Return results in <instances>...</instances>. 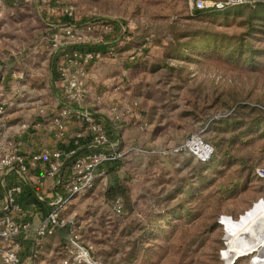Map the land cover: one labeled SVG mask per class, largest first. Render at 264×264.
<instances>
[{
    "label": "rangeland",
    "instance_id": "rangeland-1",
    "mask_svg": "<svg viewBox=\"0 0 264 264\" xmlns=\"http://www.w3.org/2000/svg\"><path fill=\"white\" fill-rule=\"evenodd\" d=\"M51 2L72 5L78 22L123 28L115 38L132 37L95 65L90 87L105 111L130 102L137 110L117 124L133 130L135 145L107 172L116 176L70 201L72 222L44 239L39 260L62 264L75 227L104 264H228L226 224L240 225L264 203L256 172L264 168V0L200 14L185 0H0V76L31 73L24 90L45 97L51 31L38 7ZM143 120L148 127L139 132ZM193 134L213 146L209 164L161 154ZM115 198L123 203L119 216ZM258 253L230 264H249Z\"/></svg>",
    "mask_w": 264,
    "mask_h": 264
},
{
    "label": "built area",
    "instance_id": "built-area-1",
    "mask_svg": "<svg viewBox=\"0 0 264 264\" xmlns=\"http://www.w3.org/2000/svg\"><path fill=\"white\" fill-rule=\"evenodd\" d=\"M191 10H205L209 7L222 9L227 6L243 5L249 0H227L211 3L204 0H185ZM38 12L50 27L48 45L52 52L50 75L53 90L59 95L60 108L52 119L56 128L55 136H64L65 124L70 118L76 119L80 129L74 138V149L67 154L59 150L42 148L37 153L24 154L19 151L18 137L33 126L36 113H43L38 107L37 93L33 89L25 91V83L32 80V74L24 71H5L0 76V259L2 264H23L19 256L20 239L33 237L34 250L25 264L39 263L44 239L52 236L59 228L71 223L65 217L70 201L77 196H84L95 187L96 179L101 175L99 169L106 162H120L124 153L117 149L116 141H111L107 125H117L128 115L137 110V104L127 106L112 103L104 118L98 117L86 104L91 94L92 70L104 60L112 59L120 44L130 42L132 37L123 39L114 37L115 31L124 29L103 21L78 22L75 8L58 2L41 3ZM90 46L91 48H81ZM94 47V48H92ZM1 72V67H0ZM31 78V79H30ZM93 97L101 102L102 95L95 91ZM32 105L26 111L24 106ZM34 116V115H33ZM147 126L143 120L138 128L143 131ZM85 140L81 146L82 140ZM213 146L200 134H193L178 144L161 150L163 156L174 157L187 154L198 164L211 162L214 156ZM38 169V170H37ZM264 179V168L256 170ZM13 175L17 182L8 184V177ZM52 181L53 192L50 196L34 193L35 209L38 205L47 208L45 215L32 225L28 213L19 203L18 198L25 189L43 187ZM112 209L116 215L123 214L121 199L115 198ZM68 256L62 264H104L95 260L82 246L80 232L70 227L68 232Z\"/></svg>",
    "mask_w": 264,
    "mask_h": 264
},
{
    "label": "crops",
    "instance_id": "crops-1",
    "mask_svg": "<svg viewBox=\"0 0 264 264\" xmlns=\"http://www.w3.org/2000/svg\"><path fill=\"white\" fill-rule=\"evenodd\" d=\"M48 81L50 82V90L47 95L48 97H45V95L37 97L38 102H40V105L38 107L43 111V113H36V110L32 111L35 118H33V126L23 132L18 137V147L19 151L24 154L29 153H37L42 148H48L53 150H59L63 154H67L68 152L72 151L74 149V138L75 135L81 131L80 124L76 119L70 118L67 120L65 124V132L64 136L61 138H57L55 136L56 134V128L52 124V119L56 116L60 105L57 93L53 90V84L52 79L50 75L49 70V77ZM42 82H44L42 80ZM40 84V83H39ZM95 91H91V94L86 98L85 104L90 110H94L98 115V117L104 118L107 115V110L105 111L103 109V96L101 102H96L93 93ZM38 94V92H36ZM102 95V94H101ZM91 99L89 102L88 99ZM127 119L129 117H126ZM126 119V120H127ZM121 123V122H120ZM127 126H130V124H127ZM148 125L144 128L143 131H140L137 127L136 130L139 132H144L147 130ZM107 130L109 134V138L111 141H116L117 143V149L122 151L124 153L127 148L132 147L135 145V137L132 135V129L125 127L123 129H119V126L117 125H107ZM165 142H168L167 139H165ZM181 139L177 138L175 142H180ZM85 140L83 139L81 142V146L84 144ZM121 162V161H120ZM120 162H106L104 163L101 168L99 169L100 176L96 179L95 187L100 184H106V181L113 179V176H116V174H108L107 172L114 168V166H117ZM38 170V169H37ZM118 174V173H117ZM17 182V179L11 175L8 177V184H15ZM94 187V188H95ZM40 192L43 195L50 196L53 192V183L52 181H47L43 187L28 190L25 189L24 193L18 198L19 203L24 207L25 211L28 213V218L31 220L32 225H37L39 220L45 215L47 212L46 207L37 206L35 209L31 206L35 203V197L34 193ZM72 222V221H71ZM19 245V256L21 259V262L23 264L27 263L30 260V255L32 251L34 250L33 246V237L32 235L28 239H20ZM44 246V244H43ZM42 246V248H43ZM42 250V249H41ZM41 254V253H40ZM39 254V256H40ZM39 263L48 264L46 261H40L39 258L37 260Z\"/></svg>",
    "mask_w": 264,
    "mask_h": 264
},
{
    "label": "bare ground",
    "instance_id": "bare-ground-1",
    "mask_svg": "<svg viewBox=\"0 0 264 264\" xmlns=\"http://www.w3.org/2000/svg\"><path fill=\"white\" fill-rule=\"evenodd\" d=\"M230 236L228 264L236 257L259 251L249 264H264V203H261L240 225L226 224Z\"/></svg>",
    "mask_w": 264,
    "mask_h": 264
},
{
    "label": "trees",
    "instance_id": "trees-1",
    "mask_svg": "<svg viewBox=\"0 0 264 264\" xmlns=\"http://www.w3.org/2000/svg\"><path fill=\"white\" fill-rule=\"evenodd\" d=\"M194 12H195L196 14L203 13L202 11H198V10H194ZM85 47H86V48H89V49L91 48L90 46H84V47H81V48H85ZM92 48H94V47H92ZM214 154H215V153H214ZM213 157H214V156H213ZM211 161H212V160H211ZM209 163H210V162H209ZM209 163H208V164H209Z\"/></svg>",
    "mask_w": 264,
    "mask_h": 264
}]
</instances>
